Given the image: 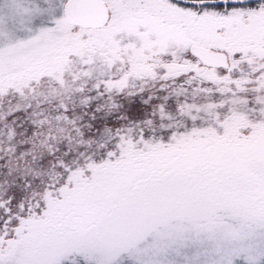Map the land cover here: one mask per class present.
<instances>
[{"label":"snow or ice","instance_id":"1","mask_svg":"<svg viewBox=\"0 0 264 264\" xmlns=\"http://www.w3.org/2000/svg\"><path fill=\"white\" fill-rule=\"evenodd\" d=\"M9 109L0 264H264V0H0Z\"/></svg>","mask_w":264,"mask_h":264},{"label":"rangeland","instance_id":"2","mask_svg":"<svg viewBox=\"0 0 264 264\" xmlns=\"http://www.w3.org/2000/svg\"><path fill=\"white\" fill-rule=\"evenodd\" d=\"M10 110L12 109L0 111V133L6 131L7 125L9 124L15 125L18 129H23L26 133L27 126L29 124L27 115L19 116L16 114V112L12 113Z\"/></svg>","mask_w":264,"mask_h":264},{"label":"flooded vegetation","instance_id":"3","mask_svg":"<svg viewBox=\"0 0 264 264\" xmlns=\"http://www.w3.org/2000/svg\"><path fill=\"white\" fill-rule=\"evenodd\" d=\"M10 112L14 113V112H15V110H13V109H12V110H10Z\"/></svg>","mask_w":264,"mask_h":264}]
</instances>
